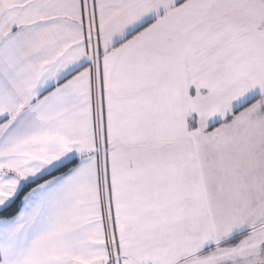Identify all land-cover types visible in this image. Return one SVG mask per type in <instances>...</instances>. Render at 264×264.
Returning a JSON list of instances; mask_svg holds the SVG:
<instances>
[{
	"label": "snow or ice",
	"instance_id": "snow-or-ice-1",
	"mask_svg": "<svg viewBox=\"0 0 264 264\" xmlns=\"http://www.w3.org/2000/svg\"><path fill=\"white\" fill-rule=\"evenodd\" d=\"M0 264H264V0H0Z\"/></svg>",
	"mask_w": 264,
	"mask_h": 264
}]
</instances>
